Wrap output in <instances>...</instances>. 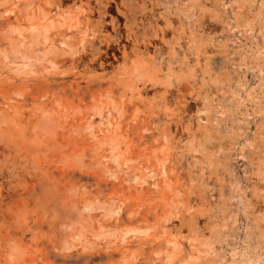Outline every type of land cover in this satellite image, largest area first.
I'll list each match as a JSON object with an SVG mask.
<instances>
[{
  "label": "rangeland",
  "instance_id": "obj_1",
  "mask_svg": "<svg viewBox=\"0 0 264 264\" xmlns=\"http://www.w3.org/2000/svg\"><path fill=\"white\" fill-rule=\"evenodd\" d=\"M0 264H264V0H0Z\"/></svg>",
  "mask_w": 264,
  "mask_h": 264
},
{
  "label": "bare ground",
  "instance_id": "obj_2",
  "mask_svg": "<svg viewBox=\"0 0 264 264\" xmlns=\"http://www.w3.org/2000/svg\"><path fill=\"white\" fill-rule=\"evenodd\" d=\"M8 31V30H7ZM9 32V31H8ZM8 32H6V33H8ZM5 33V34H6ZM36 33V32H35ZM4 35V34H3ZM9 34H7L6 36H8ZM6 36H5V42H6V44L7 45H5L6 47H7V50H9V51H14V52H20V51H24V52H26V48H30V47H28V46H24V45H22V43L19 41V43H21V44H18L17 43V41H13L14 39H12V40H10L11 38H10V36H8L7 38H6ZM31 35H29V37H30ZM38 36V33L37 34H33L32 33V36L31 37H34L33 38V40L36 38ZM17 40V39H16ZM22 40H25V39H22ZM28 40V39H27ZM32 40V39H31ZM24 43V42H23ZM30 46V45H29ZM23 47H25V48H23ZM28 50V49H27ZM29 51V50H28ZM27 51V52H28ZM10 53V52H9ZM13 53V52H12ZM21 53V52H20ZM38 53V52H37ZM43 53V52H42ZM26 55H27V53H26ZM45 55V54H44ZM43 55V56H44ZM37 56V55H36ZM35 57V56H34ZM46 117V116H45ZM45 117H43L42 118V120H41V124L42 125H45V126H48V124H49V119L48 118H45ZM52 119V118H51ZM49 125H51V123L49 124ZM49 127V126H48ZM46 129V128H45ZM43 130V129H42ZM43 132V131H42ZM40 133V132H39ZM8 137V136H7ZM2 139V138H1ZM9 139V138H8ZM5 142H7V141H5ZM37 144V143H36ZM35 145V144H34ZM41 148V147H40ZM33 149H37V150H39V147H37V145L33 148ZM40 151V150H39ZM40 187V186H39ZM41 188V187H40ZM52 189L54 188V187H51ZM36 189V188H35ZM39 189V188H38ZM40 191H41V198L42 199H40V200H43V199H45V200H49L50 199V197H51V195H52V191H51V189L48 187V186H46V184H45V186H44V184H43V187L40 189ZM34 192V191H33ZM38 192V191H37ZM35 193V192H34ZM36 195V194H35ZM39 197V196H38ZM38 199V198H37ZM38 201V200H37ZM56 199L54 200V199H50L49 200V203L50 204H52L53 206H58V204L56 203ZM48 203V204H49ZM47 206V205H46ZM48 209V208H47ZM54 209V208H53ZM56 211V210H55ZM65 211V210H64ZM57 212V211H56ZM58 212H59V210H58ZM64 213V212H63ZM82 219V214H81V212L80 211H78V210H74V208L72 209V210H68V211H66V213H65V216L63 217V219H62V221H63V223H66V225H74L75 223H78L79 221H82L81 220ZM86 223H87V221H86ZM81 224V223H80ZM82 224L83 225H85V222H83L82 221ZM86 226H87V224H86ZM104 232V230L102 229V228H100V229H98L97 230V233L98 234H102ZM106 232V231H105ZM70 239L69 238H66L65 239V241H64V244L66 245L67 243H68V241H69Z\"/></svg>",
  "mask_w": 264,
  "mask_h": 264
}]
</instances>
